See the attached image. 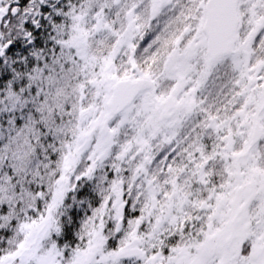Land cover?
Instances as JSON below:
<instances>
[{
  "label": "snow or ice",
  "instance_id": "1",
  "mask_svg": "<svg viewBox=\"0 0 264 264\" xmlns=\"http://www.w3.org/2000/svg\"><path fill=\"white\" fill-rule=\"evenodd\" d=\"M0 264H264V0H0Z\"/></svg>",
  "mask_w": 264,
  "mask_h": 264
}]
</instances>
